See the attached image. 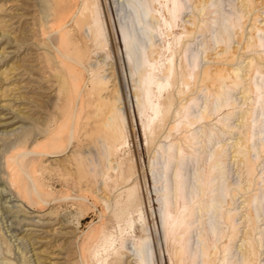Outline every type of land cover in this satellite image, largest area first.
Masks as SVG:
<instances>
[{"label":"rangeland","instance_id":"rangeland-1","mask_svg":"<svg viewBox=\"0 0 264 264\" xmlns=\"http://www.w3.org/2000/svg\"><path fill=\"white\" fill-rule=\"evenodd\" d=\"M0 174V264H264V0H0Z\"/></svg>","mask_w":264,"mask_h":264},{"label":"bare ground","instance_id":"bare-ground-1","mask_svg":"<svg viewBox=\"0 0 264 264\" xmlns=\"http://www.w3.org/2000/svg\"><path fill=\"white\" fill-rule=\"evenodd\" d=\"M120 33H121V37L123 38L124 55H125L127 61L129 62V60H130L129 58H131L130 57L131 56L130 55V50H131V46L130 45L131 44H130L129 41H131V39L128 41V39H127L128 37L126 38L125 32L123 30H121ZM179 167L176 169L175 174H174L176 178L178 177V174H179ZM4 180L5 179L0 174V203L7 204L8 205V203L12 204L14 201H16L17 198H16V196H10L11 195V193L9 192V189L10 188H7L6 187V185H5L6 181H4ZM19 181L20 180H18L17 182H19ZM20 183H21V181H20ZM179 184H182V183L179 182ZM18 185H19L18 187L15 186L17 188V190H16L17 193L24 191V189H23L24 187L23 186H20L21 184H18ZM179 188H180V186H179ZM5 190H7V191H5ZM145 251L146 250L144 248V244L143 243H140L137 246V248L135 249V251H134V254H135L134 256L136 257V260H137V262L139 264H149L148 258H147V253Z\"/></svg>","mask_w":264,"mask_h":264}]
</instances>
